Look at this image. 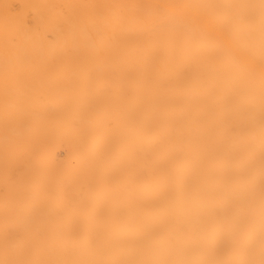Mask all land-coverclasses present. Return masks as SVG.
<instances>
[{
  "label": "bare ground",
  "instance_id": "1",
  "mask_svg": "<svg viewBox=\"0 0 264 264\" xmlns=\"http://www.w3.org/2000/svg\"><path fill=\"white\" fill-rule=\"evenodd\" d=\"M0 264H264V0H0Z\"/></svg>",
  "mask_w": 264,
  "mask_h": 264
}]
</instances>
